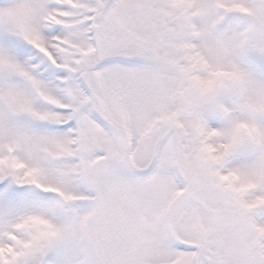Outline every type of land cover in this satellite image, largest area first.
Returning <instances> with one entry per match:
<instances>
[{
	"label": "snow or ice",
	"instance_id": "6c2138e0",
	"mask_svg": "<svg viewBox=\"0 0 264 264\" xmlns=\"http://www.w3.org/2000/svg\"><path fill=\"white\" fill-rule=\"evenodd\" d=\"M0 264H264V0H0Z\"/></svg>",
	"mask_w": 264,
	"mask_h": 264
}]
</instances>
